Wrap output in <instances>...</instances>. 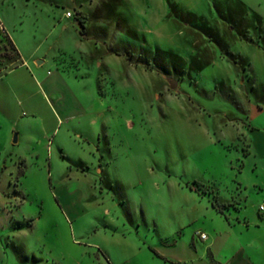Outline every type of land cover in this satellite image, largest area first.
<instances>
[{"label": "rangeland", "instance_id": "rangeland-1", "mask_svg": "<svg viewBox=\"0 0 264 264\" xmlns=\"http://www.w3.org/2000/svg\"><path fill=\"white\" fill-rule=\"evenodd\" d=\"M74 1L0 0V15L10 37L21 38L23 52L39 47L36 57L58 58L60 67H49L46 74L60 68L75 82L94 117L92 126L82 123L93 137L101 134L105 176L95 169L101 159L93 148L98 136L92 146L87 136L75 144L67 140L61 152L60 138L69 130L73 136L71 124L83 132L80 122L58 124L50 109L67 107L66 101L57 103L49 93L48 102L35 97V114L29 108L21 114L35 119L41 144L1 156L8 166L19 154L27 161L0 166V264H166L164 247L180 236L191 241L199 222L182 227L208 202L199 203L190 185L198 182L209 187L205 191L227 195L243 157L244 146L236 138L244 124L259 125L252 116L264 104V0H172L194 13L180 19L183 32L168 18L170 29L157 36L140 29L139 43L119 37L117 11L129 14L128 0L121 8L117 0H77L92 19V40L81 38L74 19L66 21L67 30L60 24L54 28L53 18L63 7L76 16ZM158 1L137 9L151 30L171 10ZM104 2L102 16L108 22L101 17ZM127 43L136 48L137 70L105 53L128 51ZM70 56L77 67L69 66ZM14 57L0 38V75L14 66ZM42 126H49L48 137ZM217 136L222 143L216 144ZM234 142L237 146H231Z\"/></svg>", "mask_w": 264, "mask_h": 264}, {"label": "crops", "instance_id": "crops-1", "mask_svg": "<svg viewBox=\"0 0 264 264\" xmlns=\"http://www.w3.org/2000/svg\"><path fill=\"white\" fill-rule=\"evenodd\" d=\"M128 1L129 5L133 8L129 6L132 9L129 14L119 9L117 11L118 18L116 19L118 20V32L122 35L119 36L122 40L126 38L134 41L137 40L139 43L141 37H143L142 32L150 36H157L160 33H164L163 31L169 30L170 25H172L164 22L168 20V18H173V24L176 25L175 27H177V29H180L181 23L179 22L181 20L185 21L183 17L194 14L191 11H182L180 5L172 0H159L158 2L161 7L164 8L167 2V7L171 10H168L165 18L158 22L156 18H154L152 21L158 23L159 29L156 26L151 30L148 26H145L146 23H144V20L142 21L140 13H137V9L150 7V4L152 5L153 2H149L150 0ZM80 2L81 1L75 0V7L73 8V10L76 11V15H81L86 18L87 34L86 36L80 34V36L83 40H92L94 38H91L89 35V27L92 19L84 9V5ZM117 4V7H123L122 0H117ZM105 8L106 2H104V6L101 4L100 11L102 13L101 17L104 18L103 21L106 20V22H108L109 20L105 19V16H102L105 15ZM69 12L72 13L71 10H66V8L63 7V12H61L59 16L53 18L55 21L53 27L56 28L60 24L64 25V30H67L69 27L66 21L71 19L75 20L74 14H72L71 17H67V13ZM184 13L187 14L185 15ZM126 15L130 18L137 19L130 21L125 18ZM0 21L4 29L9 25L1 15ZM75 23L78 25L76 20ZM135 23H139V25L135 26ZM205 23L208 24L209 22L205 20ZM227 25L229 29L231 26L229 23ZM12 28L15 30L16 26L13 25ZM191 28L199 31L202 29L196 26ZM78 30L80 33L79 25ZM203 31L204 30H201V33L205 34ZM178 32H183V30L181 31L180 29ZM6 34L19 53V61L14 68L8 69L0 75L1 168L7 169L13 165L16 167L19 162L27 161L24 155L19 154L15 159V163L8 166L7 163L9 160L1 157L3 152L41 144L42 138H39L38 135L34 133L36 129L35 119L32 116L31 118L25 119L21 114V110L23 108H29L35 114L37 108L34 103L35 97L37 98L39 95L43 100L48 102L49 98L47 93H49V95L57 97V103H62V101L65 100L67 104V107L64 106V108H62L61 105L58 106L57 109L60 110L61 108V111L57 110L56 106L50 109L52 110L53 116L58 121V124L61 122L71 124L70 122L75 123V121L79 120V125L83 130V132H78L77 127L71 124L74 127L73 131L78 134L74 132L72 136L69 130L66 136L63 135L66 138L63 136L60 138L58 144L60 151L64 152L66 150L64 147L66 146L67 140L75 144L78 143L79 139L87 136V138L85 137V141H87L89 146H92L93 141L91 139L98 136L97 144L93 148L97 153L101 154V159L99 158V166L95 169L97 174L105 176V169L102 165L105 164L107 159L104 149L102 148L101 134L94 135L93 137V134H90L91 131L87 132L86 126L82 123L88 120L87 123L90 127V125L92 126V123H94V117L91 113H88L87 107L82 103L77 92L74 90L75 82L70 81L69 78L64 76L60 68L57 69V74L45 73V69L47 70L49 67H60L57 57L51 58L47 54L36 57V51H38L39 47L35 48L31 53L26 54V52H23L24 50H21L23 47V42H20L21 38H12L7 32ZM207 37L210 39L211 35L209 34ZM170 38L172 37H168V39ZM212 41L214 40H209V42ZM98 44L99 40H96L95 45L97 46ZM128 45V51H125V49L117 51L111 48L105 53L111 55L112 58H117L119 63L125 64L124 66L135 67L137 70L138 64H136L133 59L136 48L130 43ZM156 48L158 50H163L158 46ZM167 49L168 51L179 52L171 47ZM85 55L88 57L87 53H85ZM130 57L132 58L130 59ZM89 58L94 61L98 67L104 66L103 60H97V58L92 55H90ZM69 66L77 67V63L73 56H70ZM250 66L252 67V62H250ZM166 91H168V89H166ZM255 113L256 116L253 115L252 119L255 117V119L257 118L256 120H260L259 125L257 126V124L255 125V123L252 122L244 124L246 129L241 131L236 138V141L240 140L244 146L242 149L243 157L237 160V172H235V179L230 182L232 185H230L231 189L228 190L227 195L222 196L218 192H215V196H213L198 192L194 188H189L193 194L199 196V199H201L199 203L203 205L204 198L208 199V202L205 203L204 207L199 209L200 211H198L195 219H191V222L182 227V229H185L194 222H199L200 226L194 235H192L191 241L188 242L180 236L179 239L175 238L164 247L166 253H168L165 255L166 260H164L166 264H264V209L261 210V207H264V104L258 106ZM48 128L49 126L47 128L42 126L40 129L44 137H48ZM53 133H57L56 128L53 130ZM217 143H222V139L218 136L216 139V144ZM231 146H237V144L234 142ZM94 153L93 151L90 154L93 155ZM10 155L12 156V154ZM11 161H14V159L11 158ZM231 169L235 170V167ZM2 177H4V173L2 174V171H0V178ZM215 200L221 205H228L223 209V212L215 207ZM198 232L206 234L207 239H201L197 234Z\"/></svg>", "mask_w": 264, "mask_h": 264}, {"label": "trees", "instance_id": "trees-1", "mask_svg": "<svg viewBox=\"0 0 264 264\" xmlns=\"http://www.w3.org/2000/svg\"><path fill=\"white\" fill-rule=\"evenodd\" d=\"M75 20L77 21V23H78V25L80 27V34L83 35V36H86V34H87L86 22H85L86 18L82 17L81 15H76L75 16ZM262 35H263L262 31L259 30V32L257 34V37L261 39ZM0 38L2 40L6 41L7 44L9 45L11 51L14 52L15 57L13 58V62L15 63L14 64V66H15L17 64V62L19 61V53H18L15 45L12 43V41L10 40L8 35L6 33L2 32V31H0ZM14 66H12V68H14ZM204 187H205V189H209V187L201 185V184H199L197 182H194L193 185H190V188H194L198 192H202V193H205V194H210V195L215 196V191L214 190L210 189V191H205L204 189H202ZM214 205L221 212H223V209L228 206V205H221L216 200L214 201Z\"/></svg>", "mask_w": 264, "mask_h": 264}, {"label": "built area", "instance_id": "built-area-1", "mask_svg": "<svg viewBox=\"0 0 264 264\" xmlns=\"http://www.w3.org/2000/svg\"><path fill=\"white\" fill-rule=\"evenodd\" d=\"M71 16H72V13L71 12L67 13V17H71ZM0 31L6 33L5 32V29H4V26L1 23V21H0ZM263 209H264V207H261V210H263ZM197 234L200 236L201 239H203V240L207 239V235L206 234L201 233V232H198Z\"/></svg>", "mask_w": 264, "mask_h": 264}, {"label": "water", "instance_id": "water-1", "mask_svg": "<svg viewBox=\"0 0 264 264\" xmlns=\"http://www.w3.org/2000/svg\"><path fill=\"white\" fill-rule=\"evenodd\" d=\"M170 83H171V87H172L173 89H175V88H176V83H174L173 81H170ZM15 140H16V137H15Z\"/></svg>", "mask_w": 264, "mask_h": 264}]
</instances>
